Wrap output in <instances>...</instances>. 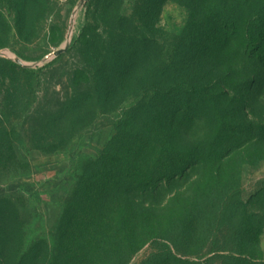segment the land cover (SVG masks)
Here are the masks:
<instances>
[{
  "label": "rangeland",
  "instance_id": "rangeland-1",
  "mask_svg": "<svg viewBox=\"0 0 264 264\" xmlns=\"http://www.w3.org/2000/svg\"><path fill=\"white\" fill-rule=\"evenodd\" d=\"M79 1L0 0V210L8 237L0 264H70L69 251L60 246L66 206L104 151L125 132L129 143L133 129L158 108L151 91L168 87L167 71L153 74L149 64L180 61L181 48L198 34L190 31L200 13L189 8L195 0L159 6L91 0L77 7ZM259 6L242 11L248 16ZM144 11L149 18L141 22ZM145 36L147 45L138 46ZM234 58L230 52L222 62ZM136 62L145 68L140 77ZM211 75L207 85L218 77ZM246 80L226 75L222 85L205 88L209 94L225 89L232 107L252 122L256 139L239 146L220 169L212 172L202 162L178 181L162 183L156 195H147L148 204L132 199L142 220L132 224L138 234L128 230L123 240L137 248L128 264H174L164 260L166 242L173 258L186 264H224L210 262L211 250L264 264V88L246 86ZM141 207L153 213L151 222ZM192 213L195 233L180 237ZM169 231L178 238L166 239Z\"/></svg>",
  "mask_w": 264,
  "mask_h": 264
},
{
  "label": "trees",
  "instance_id": "trees-1",
  "mask_svg": "<svg viewBox=\"0 0 264 264\" xmlns=\"http://www.w3.org/2000/svg\"><path fill=\"white\" fill-rule=\"evenodd\" d=\"M150 1L159 6L168 0ZM257 3L260 6L248 16L242 11ZM189 8L199 9L190 30L198 34L190 35L188 44L181 48V60L149 64L156 68L153 74L163 68L167 71L168 87L155 85L151 91L150 100L158 108L148 111L143 125L133 129L136 134L127 131L133 135L129 143L124 139L125 132L115 146L104 151L98 168L83 178L74 202L65 208L60 246L69 251L70 264H128L137 248L123 240L128 238V230L133 235L137 230L138 234L132 224L142 220L135 210V197L139 206L148 204L147 195H156L162 183L176 182L185 172L203 165L212 172L220 169L221 162L234 156L239 146L256 139L255 127L247 115L228 102L229 93L222 89L209 94L205 86L222 85L224 76L237 75L249 80L246 86L264 88V0H195ZM148 18L144 11L140 20L145 22ZM146 42L145 36L139 38L137 45L144 47ZM172 52L179 51L173 48ZM230 52L235 54L233 62H222ZM144 69L143 64H136L138 77ZM211 74L218 77L207 85L206 79L213 78ZM164 89L170 91L163 94ZM120 123V132L126 131L127 124ZM200 129L202 139L197 136ZM140 210L145 213L142 218L151 222L153 213L146 207ZM194 213L188 229L178 231L180 237L195 233ZM6 226V212L0 210V250L8 245ZM166 234L171 236L165 237L169 241L178 238L174 231ZM165 249L164 260L187 263L188 260L173 258L167 242ZM211 253L215 257L210 262L220 259L224 264H252L238 255L220 256L214 250ZM2 254L5 251L0 258Z\"/></svg>",
  "mask_w": 264,
  "mask_h": 264
},
{
  "label": "built area",
  "instance_id": "built-area-1",
  "mask_svg": "<svg viewBox=\"0 0 264 264\" xmlns=\"http://www.w3.org/2000/svg\"><path fill=\"white\" fill-rule=\"evenodd\" d=\"M86 1L87 0H80L77 7H81L82 5H84L86 3Z\"/></svg>",
  "mask_w": 264,
  "mask_h": 264
},
{
  "label": "water",
  "instance_id": "water-1",
  "mask_svg": "<svg viewBox=\"0 0 264 264\" xmlns=\"http://www.w3.org/2000/svg\"><path fill=\"white\" fill-rule=\"evenodd\" d=\"M64 49H65V48H62L61 50H59V51H56L54 54H55V55H59L61 52H63V51H64Z\"/></svg>",
  "mask_w": 264,
  "mask_h": 264
}]
</instances>
